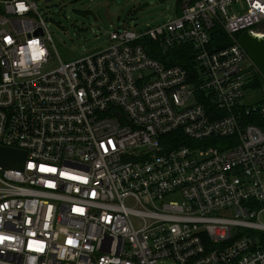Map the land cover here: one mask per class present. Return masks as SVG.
<instances>
[{
  "label": "built area",
  "instance_id": "1",
  "mask_svg": "<svg viewBox=\"0 0 264 264\" xmlns=\"http://www.w3.org/2000/svg\"><path fill=\"white\" fill-rule=\"evenodd\" d=\"M257 28L264 0H178L63 62L36 0H0V146L26 152L0 166V264H264Z\"/></svg>",
  "mask_w": 264,
  "mask_h": 264
},
{
  "label": "rangeland",
  "instance_id": "2",
  "mask_svg": "<svg viewBox=\"0 0 264 264\" xmlns=\"http://www.w3.org/2000/svg\"><path fill=\"white\" fill-rule=\"evenodd\" d=\"M36 3L52 40L50 46H54L63 62L105 48L109 44L108 35L115 28L144 30L178 13V0H36ZM256 30L263 33V29ZM256 40L258 45L264 42L261 36ZM52 62L58 64L56 54ZM263 85L261 81L260 86ZM261 97V92L254 90L247 93L245 100L253 102Z\"/></svg>",
  "mask_w": 264,
  "mask_h": 264
},
{
  "label": "water",
  "instance_id": "3",
  "mask_svg": "<svg viewBox=\"0 0 264 264\" xmlns=\"http://www.w3.org/2000/svg\"><path fill=\"white\" fill-rule=\"evenodd\" d=\"M253 32L254 31L251 30L243 32L238 40L264 76V44H261V47L258 49V54H255V56L254 54H251L244 42L245 38L248 37V34ZM25 159L26 152L24 150L0 146V166L3 168L22 169L25 164Z\"/></svg>",
  "mask_w": 264,
  "mask_h": 264
},
{
  "label": "trees",
  "instance_id": "4",
  "mask_svg": "<svg viewBox=\"0 0 264 264\" xmlns=\"http://www.w3.org/2000/svg\"><path fill=\"white\" fill-rule=\"evenodd\" d=\"M213 33H214V31H213ZM141 41H142V43H144L147 46L148 50H150V48L152 49V45H154L153 41H151L150 39H147V38H145ZM212 43H213V45L215 44L217 46L224 45L225 43H227V37L225 34H223L218 29L214 33ZM150 52L153 56H156V55H154V53L152 51H150ZM172 52L173 53L169 59L170 60L169 63L181 64L191 74L194 71L195 67H194V62L192 60V55H191L190 51L188 50V48L187 47H179V48L173 49ZM255 122L264 128V118H256Z\"/></svg>",
  "mask_w": 264,
  "mask_h": 264
},
{
  "label": "bare ground",
  "instance_id": "5",
  "mask_svg": "<svg viewBox=\"0 0 264 264\" xmlns=\"http://www.w3.org/2000/svg\"><path fill=\"white\" fill-rule=\"evenodd\" d=\"M260 35H259V34ZM261 36L263 38L264 41V33H260V32H253L248 34V37L245 39H249V41H244L246 46L248 47L249 51L251 52V54H258V49L261 47V45H258V42L256 40V37ZM264 44V42H262ZM256 56V55H255Z\"/></svg>",
  "mask_w": 264,
  "mask_h": 264
},
{
  "label": "crops",
  "instance_id": "6",
  "mask_svg": "<svg viewBox=\"0 0 264 264\" xmlns=\"http://www.w3.org/2000/svg\"><path fill=\"white\" fill-rule=\"evenodd\" d=\"M259 34V33H258ZM260 35V34H259Z\"/></svg>",
  "mask_w": 264,
  "mask_h": 264
}]
</instances>
